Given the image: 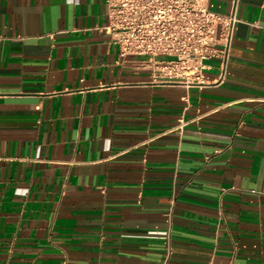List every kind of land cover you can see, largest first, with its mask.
<instances>
[{"label":"crops","instance_id":"crops-1","mask_svg":"<svg viewBox=\"0 0 264 264\" xmlns=\"http://www.w3.org/2000/svg\"><path fill=\"white\" fill-rule=\"evenodd\" d=\"M106 1L0 0V264H264V0L205 86L122 60Z\"/></svg>","mask_w":264,"mask_h":264},{"label":"built area","instance_id":"built-area-1","mask_svg":"<svg viewBox=\"0 0 264 264\" xmlns=\"http://www.w3.org/2000/svg\"><path fill=\"white\" fill-rule=\"evenodd\" d=\"M237 10L238 0L229 15L210 11L207 0H107L106 31L121 59H142L155 80L205 86L213 59L221 61L218 82L225 79Z\"/></svg>","mask_w":264,"mask_h":264}]
</instances>
